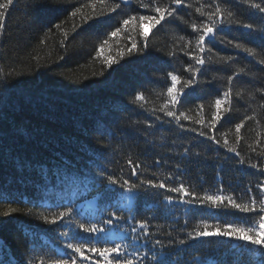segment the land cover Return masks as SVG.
<instances>
[{
	"label": "trees",
	"instance_id": "trees-1",
	"mask_svg": "<svg viewBox=\"0 0 264 264\" xmlns=\"http://www.w3.org/2000/svg\"><path fill=\"white\" fill-rule=\"evenodd\" d=\"M158 2L164 6L170 0ZM187 3L192 7L181 6L177 18H166L155 28L146 25L147 47L138 43V51L131 55L125 52L120 58L118 51L130 46L127 34L110 38L100 57L96 53L107 38L105 34L122 19L148 13L135 0L111 16L99 15L103 10L100 0H14L0 36V213L10 207L18 211L10 217L0 215V264H27L34 256L56 255L64 242L59 232L71 233L75 225H47L37 217L50 216L68 206L81 222L98 223L108 218L109 211L125 218L105 225L107 234L84 237L96 245L128 244L130 241L122 237L137 221L147 220L151 233L148 239L174 245L164 249L170 253L172 264H199L200 260L257 264L259 250L236 240L209 238L185 245L175 243L187 240L188 232L205 223L253 226L257 213L190 206L179 202L190 196L152 188L138 194L129 207L118 187L92 183L93 176L103 169L106 174L137 183L139 179H151L167 186L183 184L190 193L200 196L218 194L222 188L223 194L242 200L249 187L258 194L256 184L264 174L249 168L247 162L264 167V156L257 155L264 148V64L257 62L264 59V14L250 9L243 0ZM111 4L108 0L109 8ZM216 5L234 13L233 21L253 24L255 31L237 27V23L229 27L225 15V25L217 29L215 42L206 41L211 48L204 53L208 63L194 86L184 88L176 111L191 117L181 119L184 128L214 136L219 144L197 132L183 131L158 110L168 99V73L181 77L178 89L190 78L184 69L193 61L180 50L185 42L180 37L195 45L197 33L189 25L207 22L196 8L211 11ZM73 12L77 13L75 17ZM85 17H91L88 23H84ZM100 20L109 23L100 24ZM229 40L253 48L257 55L248 56L227 44ZM173 51L176 56L170 55ZM105 55L118 62L106 68ZM241 69L243 73L233 80L231 111L222 105V119L213 129L215 100L227 90V77ZM138 93L146 98L142 107L130 103ZM237 93H241L240 99ZM249 115L255 119L245 121L237 144L235 124ZM201 118L203 124L194 123ZM225 139L237 148L240 157L227 151ZM257 140L262 141L258 146ZM186 148L190 150L188 156L184 155ZM129 158L141 164L139 179L130 174ZM241 158L246 160L243 165L239 163ZM157 160L161 161L159 165ZM108 187L114 189V195L105 194ZM165 197H171L173 203ZM33 242L35 253L30 251ZM144 264L156 262L148 259Z\"/></svg>",
	"mask_w": 264,
	"mask_h": 264
},
{
	"label": "snow or ice",
	"instance_id": "snow-or-ice-1",
	"mask_svg": "<svg viewBox=\"0 0 264 264\" xmlns=\"http://www.w3.org/2000/svg\"><path fill=\"white\" fill-rule=\"evenodd\" d=\"M142 9H147V14L140 15H129L127 18L122 19L119 25L115 26L113 30L108 31L105 38L98 47L97 57L105 51L106 47L109 45V39L112 37H118L122 34H127L126 38L129 41L130 46H126L125 49L118 51L117 55L123 58L125 52L129 55L133 51H138V43L142 47H147L148 33L144 31L146 25H150L155 28L160 25L166 18H177L179 16L178 9L183 6L184 8H191L192 5L187 3V0H170L167 5L161 6L158 0H150V3H145L144 0H135ZM244 3L252 10H256L261 14H264V0L260 3L255 2V0H243ZM14 0H3L0 2V36L3 35L5 28L6 15L10 8L13 6ZM103 6V10L99 15L111 16L112 13H116L118 9L122 8V5H129L133 3V0H112L111 7H108V0H100ZM95 10V4L92 5ZM196 13L202 17H206L207 22L202 23H191L189 26L192 32L197 33L195 45L193 46L191 40H185V37L181 36L180 40L185 41L181 46L180 50L185 56H188L193 64L187 66L184 71L190 74V78L183 82L180 89L177 88L178 83L181 82V77L173 72H169L168 76L171 80V86L167 87L166 95L167 100L158 109L164 114V116L171 118L176 121L178 127L183 131L197 132L196 128H184L180 124L181 119L190 120L191 117L186 115L184 112H177L176 106L181 103L180 97L184 95V88L193 87L196 83V77L208 63L207 58L204 56L205 51L211 52V48L206 46V41L208 43H214L217 36V29L225 25V15H227L228 26L230 27L232 23H237L232 20L234 13L226 12L224 8L219 5L213 7L211 11H204L202 7L196 8ZM152 13H155L154 15ZM76 12L72 13L75 17ZM91 17H85L84 23H88ZM100 24H108V21L100 20ZM56 28H60V25H55ZM237 27H242L243 29L249 30V32L255 31V27L251 23L238 22ZM139 29V31H137ZM136 32V36L132 35ZM140 37L137 40L136 37ZM223 43V41H221ZM227 44H232L237 50L247 53L248 56L255 58L257 55L253 48L246 47L243 44L237 42L233 44V41H227ZM171 56H176V51L170 53ZM231 57L228 58V61ZM226 61V63L228 62ZM117 59L112 56H103V64L106 68H111L113 64L117 63ZM260 64H264V59L257 61ZM199 67H196V66ZM243 69L239 72L229 75L227 77V90L222 93L220 98H217L214 103L216 112L211 118V127L214 129L216 122L222 119L220 109L222 105H227L226 110L231 111L232 95H233V80L243 73ZM104 73L101 72L100 75ZM237 99H240L241 93H237ZM262 97H264V92H262ZM146 98L143 93H138L135 95L134 99L130 101L131 104H139L141 107L145 102ZM203 105L199 106V110L203 111ZM264 107V105H261ZM153 112L157 109H152ZM157 120L161 118L156 117ZM255 119L254 116H245L241 122L235 124L236 133V143L239 144L241 137V129L244 127V123L247 120ZM163 122V121H161ZM194 123L203 124V118L195 120ZM151 127V125H149ZM200 136H206L207 139L213 140L215 143L220 142L216 140L214 136L208 135L207 133L200 131L197 132ZM101 135H105L103 132ZM262 141L257 140V146ZM223 146L227 148V151L233 153L236 157H240V152L235 147L229 146V141L225 139L223 141ZM251 151L256 152V148L249 145ZM184 155H190V150L185 149ZM198 155V154H197ZM258 156H264V148L257 153ZM60 163V161H58ZM128 166L131 169V175L137 176L139 179L141 164L134 163L131 158L127 161ZM161 161L157 160L156 164H160ZM241 165L246 163V160L241 158L239 160ZM247 166L252 169H256L261 174H264V167L258 166L256 163L247 162ZM166 179H171V177H166ZM92 183L95 185L107 184L109 186H116L121 191L119 193L122 200L127 201L129 207L133 200L137 198L138 194L145 193L148 188L152 189H165L169 193H177L181 196H190V199H181L179 202L187 204L190 206H202L209 209H214L217 211H236L239 213H257L258 219L255 221L253 226L242 227L237 226L233 223H226L223 226L217 224L215 226L209 225L207 223L196 227L193 231L187 233L186 239H179L175 243L179 245H185L191 240H204L209 238H224L228 240H236L243 244L249 245L251 249H258L259 252L257 264H264V179L260 180L256 184V189H258V194L253 193V189L249 187L246 190V198L238 200L233 195L223 194V189L218 190V194H205L203 196L197 195L195 193H190L189 190L183 185L179 186H167L164 182H154L151 179H139V182H134L129 179L118 178L112 174H106L103 169L98 171L92 178ZM106 195H114V189L108 187L105 189ZM155 195V193L153 194ZM169 204L173 203L171 197H165ZM60 207L59 205L57 206ZM18 211L16 208H8L7 210L0 213L4 217H10ZM74 209L71 206L65 207L62 211H55L50 216L49 215H39L37 218L42 220L44 224L47 225H60L61 227L75 225L74 229L63 230L59 232V236L64 238L62 249L57 252L54 256H34L28 259L27 264H144L148 259L156 262V264H172L170 258V253L165 252L164 249L173 247L172 243L165 244L160 239L150 240L151 233L148 231L149 222L147 220L137 221L135 226L130 228L122 240H129L128 244L123 242L113 243L110 246L96 245L90 240L84 237H97L100 234H107V228L105 225H112L116 220H124L125 218L118 215L115 211H109L108 218L103 219L98 223H86L77 221L74 217ZM30 214V213H29ZM79 213H77L78 215ZM129 219H135V217H130ZM63 222V224H61ZM127 222V221H126ZM139 230V231H138ZM83 234V237L81 236ZM169 236L171 233L168 234ZM27 246V245H26ZM159 248L160 251H156ZM144 250V251H142ZM33 253L36 252V245L33 242L30 249ZM199 264H219L216 261L200 260ZM229 264H234V262H229Z\"/></svg>",
	"mask_w": 264,
	"mask_h": 264
}]
</instances>
